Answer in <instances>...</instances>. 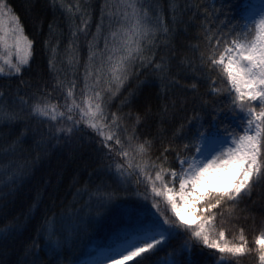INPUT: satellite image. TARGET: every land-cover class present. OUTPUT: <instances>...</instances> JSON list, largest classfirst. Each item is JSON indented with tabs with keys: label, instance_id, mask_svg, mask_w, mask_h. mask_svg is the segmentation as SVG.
Returning <instances> with one entry per match:
<instances>
[{
	"label": "snow or ice",
	"instance_id": "1",
	"mask_svg": "<svg viewBox=\"0 0 264 264\" xmlns=\"http://www.w3.org/2000/svg\"><path fill=\"white\" fill-rule=\"evenodd\" d=\"M44 7L57 18L44 32L46 70L33 65L37 41L11 0H0V160L8 157L9 177L0 182V264L13 250L14 264H79L76 239L117 201L88 264H242L245 256L264 264V206L248 203L264 196V0ZM65 26V59L57 60L52 38ZM141 121L156 130L141 135ZM57 146L88 172L84 184L73 176L62 190L63 165L29 184ZM99 174L107 181L94 182ZM26 186L27 202L10 207ZM239 210L254 230L259 213L251 242L233 223Z\"/></svg>",
	"mask_w": 264,
	"mask_h": 264
},
{
	"label": "trees",
	"instance_id": "2",
	"mask_svg": "<svg viewBox=\"0 0 264 264\" xmlns=\"http://www.w3.org/2000/svg\"><path fill=\"white\" fill-rule=\"evenodd\" d=\"M29 2H32L37 5L38 11L36 8L29 11L25 5ZM236 2H240V0H236ZM11 3L14 5L16 11L19 14L20 21L24 27L25 33L29 36V38H35L37 41V54L35 55V58L33 60V65L39 64L42 70H46L47 68V55L44 52L43 49V40H44V32L47 31L49 20L57 19L54 17L53 13L50 9H47L44 7V5L47 3V0H11ZM99 5L97 4V10ZM41 29V33L37 35V28ZM94 27V25H93ZM196 29L190 28L187 36L191 38ZM64 34L60 36V39L57 40V36L53 35L52 43L57 44L59 52L57 54V60L65 59V49L67 45V28L66 26L63 29ZM195 43V41H192ZM84 42L82 41V44ZM179 43V41H178ZM185 45L187 44V41L184 42ZM49 51H51V47L49 48ZM86 55V52L83 53ZM181 56V52L179 49L177 50V59ZM190 59V57H189ZM66 62V60H65ZM83 62V59L81 57V64ZM183 71L181 72V75H183ZM191 81H182V83H190ZM0 83H5V81L0 80ZM15 84V81L12 82ZM207 85H202V88H206ZM153 93H155V89L152 90ZM152 107L153 110L157 107L159 101L157 98L152 99ZM116 107V104H113V108ZM126 111V109H125ZM135 111V109H133ZM151 124V127H148V125ZM157 128V125L154 121H141L139 131L141 135L144 133L154 132ZM0 145H3V141H0ZM157 146H159V142H157ZM78 155V154H77ZM8 160V157H4L2 160H0V182L5 181L8 179L7 173L4 172V165L6 164ZM79 161L72 159L68 148H61L60 146H57V149L53 151L50 154V161H46L45 165L37 171L35 176L33 177L32 181H29V184L35 183L36 180H38L42 175L46 176L49 174L52 170L58 169L59 165H63V184L61 185V189L65 190L69 187V183L72 180L73 176H77L80 178V184H84V176L88 175L87 171H84L81 173L79 168L77 167V164ZM103 178L105 181H107V177H103V174H99L96 177H94V182L100 180ZM76 186L73 185V188ZM29 195L28 187L21 189L20 194L17 195L15 199V203L10 205V207H13L15 209H19L25 202H27V197ZM85 198H87V193L84 194ZM68 199H71V192L69 191L67 193ZM68 199H65L64 203L68 204ZM134 198H129L128 202H132ZM249 205L253 209H259L261 206H264V196H261L259 192L254 193L252 200L248 202ZM121 206V202L117 201L113 207L109 210L107 216L105 217L104 221L101 222L99 226H97L95 229H93L90 232H86L80 237H78L75 241V247L73 250V257L79 262L81 259H83L90 248H97L101 246L106 240H107V233L108 229L111 225L112 218L116 216ZM73 208H75V205H72ZM241 209H243V205L241 206ZM67 210V209H66ZM56 211H59V207L56 209ZM233 223H235L237 226L242 225L246 232V239L251 242L253 240L255 232L259 231V221L260 216L259 213L256 215V223H255V230L253 225V218L251 215H246L242 210H239L237 213L233 216ZM219 223V221H218ZM225 227L228 229L229 235L232 234V229L230 225L226 224ZM178 241H170L171 244L175 245ZM167 251V249H165ZM5 261V264H14V261L16 260L17 256L13 251L8 252L3 255L2 257ZM193 259H199V257L194 256ZM242 264H252V258L251 256H245L242 259Z\"/></svg>",
	"mask_w": 264,
	"mask_h": 264
},
{
	"label": "rangeland",
	"instance_id": "3",
	"mask_svg": "<svg viewBox=\"0 0 264 264\" xmlns=\"http://www.w3.org/2000/svg\"><path fill=\"white\" fill-rule=\"evenodd\" d=\"M185 215L187 216L188 214L185 213ZM193 215H194V213H193ZM94 249H95V248H90V250L88 251L87 255H86L83 259H81V260L79 261V264H88L89 260L91 259V256H92V254H93V250H94Z\"/></svg>",
	"mask_w": 264,
	"mask_h": 264
}]
</instances>
